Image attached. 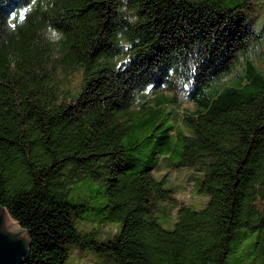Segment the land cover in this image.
<instances>
[{"label":"trees","instance_id":"1","mask_svg":"<svg viewBox=\"0 0 264 264\" xmlns=\"http://www.w3.org/2000/svg\"><path fill=\"white\" fill-rule=\"evenodd\" d=\"M252 3L0 0V204L29 234L22 264H65L71 245L85 264H264ZM181 167L202 174L188 173L200 199L178 202ZM79 182L104 204L69 199Z\"/></svg>","mask_w":264,"mask_h":264},{"label":"rangeland","instance_id":"2","mask_svg":"<svg viewBox=\"0 0 264 264\" xmlns=\"http://www.w3.org/2000/svg\"><path fill=\"white\" fill-rule=\"evenodd\" d=\"M235 1L236 0H223V3L226 5H231ZM262 1L263 0H252L253 3H252L251 12L259 15V13L261 12L260 10L263 7ZM257 23H259V21ZM180 96H181V93H180ZM171 107H175L180 112L182 111L181 105L172 104L168 109H170ZM162 165H163L162 168H165L164 160H162ZM162 168L159 171L156 170L155 174H157V175L160 173L163 174L165 169H162ZM169 172H170L169 176L172 179V181L175 184L180 185V187L178 186L179 191L176 193V196L178 198V202H184V201L186 202V201H190V200L200 199V196H198V194H196V192L194 191L195 189L192 188L193 179H190V177L188 176V173H192L193 175H197V176L198 175L201 176L202 175L201 173H199V172H197L194 169L189 168V167H181V168H179V170L178 169H176V170L171 169V170H169ZM167 173H168V171H167ZM98 189H99L98 183L79 182L77 187L73 190V192H71L69 194V199L75 201L77 199L89 198V200L92 199L91 205L96 207V208H99L100 206H102L104 204V196H98L97 193L100 192ZM96 191H97V193H96ZM91 194H95V196L89 197ZM193 194H194V196H193ZM98 214H99V212H98ZM86 216L88 218L96 217L94 214H91V215L89 214ZM159 220L161 221V223L165 227H169L165 222H163V220L161 218H159ZM87 222H88L87 219H84V223H82L80 225H82V226L85 225L86 227H91L92 225H95L97 227L98 232H100V230H104V231L107 230L108 231V229H110L113 226L118 227V223L114 222V221L101 220V222H96L95 220H91V221H89V223H87ZM102 222H105V223H102ZM90 252L91 251L88 249H85V250L79 249L78 250L76 246L71 245L70 246V253H69V255L65 261V264H85L86 262L95 258Z\"/></svg>","mask_w":264,"mask_h":264},{"label":"water","instance_id":"3","mask_svg":"<svg viewBox=\"0 0 264 264\" xmlns=\"http://www.w3.org/2000/svg\"><path fill=\"white\" fill-rule=\"evenodd\" d=\"M30 237L0 204V264H22L29 252Z\"/></svg>","mask_w":264,"mask_h":264},{"label":"clouds","instance_id":"4","mask_svg":"<svg viewBox=\"0 0 264 264\" xmlns=\"http://www.w3.org/2000/svg\"><path fill=\"white\" fill-rule=\"evenodd\" d=\"M122 10H126V9H122ZM135 17L132 18V21L135 22ZM47 36L48 39L53 41V42H59L61 39H63V34L61 32H59L58 30L49 27L47 30ZM125 47H130V45H125Z\"/></svg>","mask_w":264,"mask_h":264}]
</instances>
